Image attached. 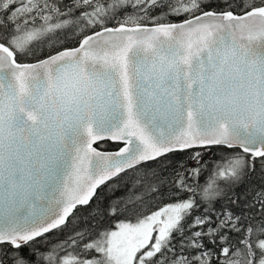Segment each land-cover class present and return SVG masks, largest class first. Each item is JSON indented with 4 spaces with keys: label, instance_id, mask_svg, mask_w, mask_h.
<instances>
[{
    "label": "snow or ice",
    "instance_id": "obj_1",
    "mask_svg": "<svg viewBox=\"0 0 264 264\" xmlns=\"http://www.w3.org/2000/svg\"><path fill=\"white\" fill-rule=\"evenodd\" d=\"M257 165L264 0H0V264H264Z\"/></svg>",
    "mask_w": 264,
    "mask_h": 264
},
{
    "label": "trees",
    "instance_id": "obj_2",
    "mask_svg": "<svg viewBox=\"0 0 264 264\" xmlns=\"http://www.w3.org/2000/svg\"><path fill=\"white\" fill-rule=\"evenodd\" d=\"M103 149L107 150V151H113L116 149V145L109 142V143L103 145ZM218 155H219V153H218ZM205 159H208V157H206ZM200 183L201 184L204 183V177H201ZM247 183L251 184L252 186H256V187L264 185V180L261 179V175L259 172V165H257L256 173H254L252 175L251 180ZM244 188H245V185H242L241 187L236 188L235 191H236L237 195H239L241 192H243ZM122 194L123 193L119 192V191L115 193L116 196H121ZM105 203H107V201H105ZM220 206H221L220 203H217L215 205V207H217V208H219ZM229 206L231 207V205H229ZM63 238H64L63 236L59 237V239H63Z\"/></svg>",
    "mask_w": 264,
    "mask_h": 264
},
{
    "label": "water",
    "instance_id": "obj_3",
    "mask_svg": "<svg viewBox=\"0 0 264 264\" xmlns=\"http://www.w3.org/2000/svg\"><path fill=\"white\" fill-rule=\"evenodd\" d=\"M110 143H112V142H110ZM113 144V143H112ZM114 151V150H113Z\"/></svg>",
    "mask_w": 264,
    "mask_h": 264
},
{
    "label": "built area",
    "instance_id": "obj_4",
    "mask_svg": "<svg viewBox=\"0 0 264 264\" xmlns=\"http://www.w3.org/2000/svg\"><path fill=\"white\" fill-rule=\"evenodd\" d=\"M206 157H208V156H206Z\"/></svg>",
    "mask_w": 264,
    "mask_h": 264
}]
</instances>
